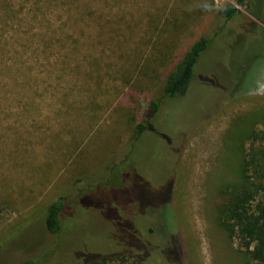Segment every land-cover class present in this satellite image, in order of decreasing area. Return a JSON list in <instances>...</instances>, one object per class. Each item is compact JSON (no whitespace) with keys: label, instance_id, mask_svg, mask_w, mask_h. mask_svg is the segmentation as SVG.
<instances>
[{"label":"rangeland","instance_id":"374dc122","mask_svg":"<svg viewBox=\"0 0 264 264\" xmlns=\"http://www.w3.org/2000/svg\"><path fill=\"white\" fill-rule=\"evenodd\" d=\"M225 3L238 13L221 28ZM205 33L187 92L163 100L128 155L166 72ZM252 128L264 129V0H0V264L138 249L149 264H246L217 208Z\"/></svg>","mask_w":264,"mask_h":264},{"label":"trees","instance_id":"16d2710c","mask_svg":"<svg viewBox=\"0 0 264 264\" xmlns=\"http://www.w3.org/2000/svg\"><path fill=\"white\" fill-rule=\"evenodd\" d=\"M235 3L243 6L246 0H235ZM237 13L234 3L220 6L216 11V18L221 19V28ZM212 40L208 33L198 36L166 72L160 95L149 100L143 112L144 119L134 126L130 152L134 150L142 133L148 129L150 118L161 109L163 100L180 97L187 92L197 63ZM246 139L248 142L240 157L238 179L222 192L223 198L217 208L220 214L219 224L229 236L237 240L239 248H243L246 264H264V129L252 128ZM63 205V199L59 197L49 202L45 208V226L52 234H58L62 228L60 214ZM128 251L103 255L87 253L76 264H149L139 249L136 253ZM16 264L42 262L37 258H26ZM161 264L169 263L165 261Z\"/></svg>","mask_w":264,"mask_h":264},{"label":"flooded vegetation","instance_id":"af4514ba","mask_svg":"<svg viewBox=\"0 0 264 264\" xmlns=\"http://www.w3.org/2000/svg\"><path fill=\"white\" fill-rule=\"evenodd\" d=\"M162 140H163V144H164V146L168 149V147H167V145H166V143H165V141H164V139L163 138H161ZM157 147H158V141H157ZM169 150V149H168ZM171 152V151H170ZM131 152L130 151H128V155L130 154Z\"/></svg>","mask_w":264,"mask_h":264}]
</instances>
